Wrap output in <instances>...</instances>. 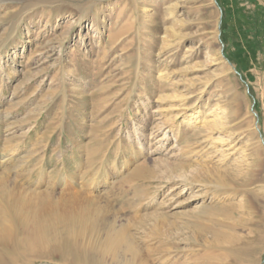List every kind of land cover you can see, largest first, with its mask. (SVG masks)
Instances as JSON below:
<instances>
[{
	"label": "rangeland",
	"instance_id": "374dc122",
	"mask_svg": "<svg viewBox=\"0 0 264 264\" xmlns=\"http://www.w3.org/2000/svg\"><path fill=\"white\" fill-rule=\"evenodd\" d=\"M174 91L217 113L214 145L171 120ZM1 175L99 247L125 229L137 258L116 264H264V0H0ZM25 255L0 246L4 264H110Z\"/></svg>",
	"mask_w": 264,
	"mask_h": 264
},
{
	"label": "bare ground",
	"instance_id": "6f19581e",
	"mask_svg": "<svg viewBox=\"0 0 264 264\" xmlns=\"http://www.w3.org/2000/svg\"><path fill=\"white\" fill-rule=\"evenodd\" d=\"M176 9L177 5L175 4L167 5L165 13L168 16H173ZM176 27L177 25L173 24L165 28L162 36V49H169L183 38L179 28ZM161 99H174L177 102L172 105L175 106L174 110H178L171 118L172 121L184 114L185 121L189 126L197 127L201 124L205 128L209 134L205 136L206 141L214 145L210 134L221 128L219 125L221 119L218 118L217 113L214 114L211 121L204 124L199 120V114L195 110L186 115L188 109L184 107L186 101L184 95H179L177 91H174L173 94ZM171 125L174 123L171 122ZM90 161L92 162V157L88 159L89 164H91ZM8 182L6 176H0V246L3 249L13 248L15 254L20 249L26 253V257H48L51 256L52 251L58 250H69L74 253L86 251L88 254L99 249L101 256H109L110 264H116L118 256L128 255L129 262L130 260L134 261L135 257L137 258L134 247L125 243L130 241L125 229L120 231L122 234L109 236V247H105L104 242L99 247L92 241L93 234L89 233L90 228L92 233H95L97 226L93 224L92 227H88L84 218L71 213L72 211L64 213V215L57 213L58 207L53 206L51 200L44 195H50L48 193L37 194L34 192L33 194H37L35 198L27 202L21 201L19 199L21 185L14 182L13 186L9 188ZM80 185H84V183L80 182ZM197 229L195 228V230ZM203 232H206L205 228ZM101 262H104V259ZM0 264H4L2 258H0ZM138 264H143V262Z\"/></svg>",
	"mask_w": 264,
	"mask_h": 264
}]
</instances>
